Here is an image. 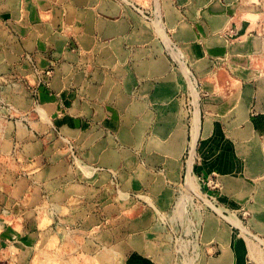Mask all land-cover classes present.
<instances>
[{"label": "crops", "instance_id": "obj_1", "mask_svg": "<svg viewBox=\"0 0 264 264\" xmlns=\"http://www.w3.org/2000/svg\"><path fill=\"white\" fill-rule=\"evenodd\" d=\"M124 1L0 0V231L27 234L14 204L115 264H178L192 212L196 264H264V0Z\"/></svg>", "mask_w": 264, "mask_h": 264}, {"label": "rangeland", "instance_id": "obj_2", "mask_svg": "<svg viewBox=\"0 0 264 264\" xmlns=\"http://www.w3.org/2000/svg\"><path fill=\"white\" fill-rule=\"evenodd\" d=\"M125 2L124 0H121ZM261 7V15L262 18L259 22V26L256 28V36L262 37L264 39V1ZM151 17H155V15H151ZM264 41V40H263ZM167 42V52L169 55L174 56L177 54L181 60H184L183 53L181 50V46L178 42L169 38L166 39ZM264 63V58H263ZM258 73L264 75V66L262 70H258ZM199 85L201 83L199 82ZM186 109L190 112V115H193L194 112V99L192 97L187 98ZM73 148V147H72ZM72 157L75 159L76 155L72 153ZM188 157V154H187ZM201 188L203 190V194L206 196H201L200 194H196V197H193L192 205L196 207L195 209L198 211V207H209L211 202L209 201V189L213 187V190H217L220 192L222 189L221 183L217 180L206 183L204 181L200 182ZM190 193H188L189 195ZM188 201H191L190 198H183L181 206H185ZM218 206L223 205L222 201L218 199ZM7 203L3 202V199L0 197V205L5 206ZM207 204V206H206ZM14 205V204H12ZM11 208H7L10 213L9 217L13 220L25 219L28 221V228L26 230L27 234L21 235L12 230H4L0 231V264H115L110 261V256H112L111 251H99L90 249L88 247L85 248V243L83 241L75 239L77 236H83L81 231L70 230L67 229V237L66 234L58 233L56 231L51 230L50 223L45 221L38 225L34 224V220H37L38 214L26 213L24 215L17 214V208L14 206ZM214 208H216L215 203L212 202ZM217 206V207H218ZM14 207V208H13ZM236 207L239 209V212H243L242 208ZM12 209V210H11ZM194 209V210H195ZM179 210V209H178ZM190 221L195 225V231L192 230V233L195 234V237L192 236L191 239L194 238L193 243L189 242V238L184 240L185 232L182 234L175 232L176 236H173L174 242H177V262L178 264H196V261L199 258L200 250L198 245L200 243V229L199 228V215L193 214L190 212ZM242 217V216H241ZM36 223V221H35ZM198 227H196V224ZM66 226V225H65ZM64 224H60V227H65ZM66 233V232H65ZM182 235V236H181ZM253 235L258 237L257 234L253 232ZM85 239V235L83 236ZM254 238V242L256 244L257 252L264 256V246L258 241L257 238ZM29 238V239H27ZM247 264H259L253 257H250Z\"/></svg>", "mask_w": 264, "mask_h": 264}, {"label": "built area", "instance_id": "obj_3", "mask_svg": "<svg viewBox=\"0 0 264 264\" xmlns=\"http://www.w3.org/2000/svg\"><path fill=\"white\" fill-rule=\"evenodd\" d=\"M263 23H264V21H263ZM46 76H50V72H47L46 73ZM71 148H72V146H71Z\"/></svg>", "mask_w": 264, "mask_h": 264}]
</instances>
